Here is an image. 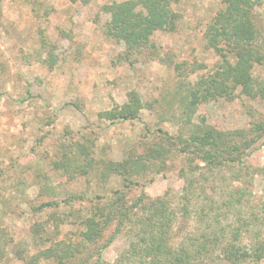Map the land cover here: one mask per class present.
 <instances>
[{"label": "rangeland", "instance_id": "374dc122", "mask_svg": "<svg viewBox=\"0 0 264 264\" xmlns=\"http://www.w3.org/2000/svg\"><path fill=\"white\" fill-rule=\"evenodd\" d=\"M114 1L123 0L88 4L0 0V236L4 234L0 264H28L21 252L30 257L53 242L76 238L81 228L77 218L85 215L83 208L99 195L105 200L125 187L120 176L105 180L93 172L68 179L54 169L52 160L60 157L62 142L83 140V135L95 141L93 152L98 160H123L135 152L141 155L149 147L147 140L172 144L173 151L161 171L152 164L146 172L133 176L128 200L132 202L145 191L151 197L167 194L175 199L174 205L183 207L180 173L189 162L174 153L175 139L166 142L160 129L172 137L178 134L181 93L188 94L224 63L222 56L207 47L204 36L224 1L180 0L173 6L181 15L178 27L159 32L162 49L157 56L148 49L130 58L124 42L111 39L105 31L110 15L101 8ZM255 10L263 35L255 46L261 50L264 0ZM227 55L229 60L236 58L234 51L228 50ZM49 61L56 63L51 67ZM251 73L252 84L264 86V64H255ZM131 90L138 91L145 103L139 119L112 123L99 116L115 104H125ZM235 92L233 98L222 96L200 103L195 121L226 130L264 123V97H251L242 86ZM67 129L72 134L64 140ZM251 136L257 139L246 150L243 163L217 170L221 177L217 183L215 173L197 169L196 178L209 176L199 184L215 202L229 199L234 187L246 188L248 205L263 202L264 175L256 169L264 167V127L258 126ZM238 175L241 177L236 179ZM201 189L198 186L197 191L204 196ZM49 202L55 206L44 207ZM196 223L182 215L176 223L177 237L186 235ZM227 223L235 224L234 217ZM125 243V237L118 236L104 251V259L113 263ZM43 262L56 264L51 257Z\"/></svg>", "mask_w": 264, "mask_h": 264}, {"label": "trees", "instance_id": "16d2710c", "mask_svg": "<svg viewBox=\"0 0 264 264\" xmlns=\"http://www.w3.org/2000/svg\"><path fill=\"white\" fill-rule=\"evenodd\" d=\"M70 1L88 4L92 0ZM179 1L123 0L105 4L101 11L110 15L106 34L124 42L128 58L148 49L157 56L162 49L159 32L178 27L181 15L173 6ZM223 1L224 6L209 22L204 36L207 47L222 56L224 63L204 82L191 87L188 94L181 93L178 134L172 137L160 129V136L167 137L166 142L175 139L174 153L185 156L189 162L180 173L184 180L180 196L183 207L174 205L175 199L167 194L151 197L145 191L132 202L128 200L133 176L146 172L152 164L161 171L173 151L172 144H151L147 140L149 147L141 155L135 152L123 160H98L93 152L95 141L89 140L88 136L83 135V140L62 142L60 157L52 160L54 169L61 171V175L70 179L75 174L96 172L105 180L120 176L125 187L115 190L105 200L99 195L98 200L83 208L85 215L77 218L81 228L76 238L53 242L49 248L30 257L21 252L28 264H45L43 261L49 257L56 264H264V200L259 206L248 205L250 197L246 188L234 187L229 199L217 203L205 192L204 185L201 186V180H209V176L203 174L196 178L197 169L203 167L209 173H215L213 181L217 183L218 178L221 179L217 177V170L240 166L246 150L257 139L251 134L258 126L264 127V123H256L249 129L226 130L194 119L200 103L222 96L233 98L239 86L251 97H264V86L252 84L251 73L255 64H264V38L261 50L255 46L263 37L254 14L261 0ZM41 40L44 44L47 42L45 36ZM227 46L229 51H234L236 58L233 61L228 58ZM55 63L49 61L48 65L52 67ZM144 107L141 94L131 90L125 104H115L99 116L112 123L135 120L140 118ZM71 134L72 131L67 129L63 139L69 140ZM256 170L264 175V167ZM240 177L238 175L236 179ZM198 186L203 187L200 192L204 196L198 193ZM45 206L52 207L55 203L49 202ZM182 215L194 218L197 223L178 238L176 223ZM231 216L234 217L233 225L227 223ZM43 231L44 228L38 233ZM109 231L111 233L105 238ZM120 235L125 237V246L110 263L104 259V251ZM246 237L249 240L245 241Z\"/></svg>", "mask_w": 264, "mask_h": 264}]
</instances>
